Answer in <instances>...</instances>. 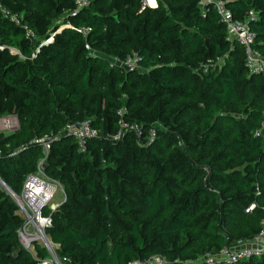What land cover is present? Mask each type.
<instances>
[{"label": "trees", "instance_id": "1", "mask_svg": "<svg viewBox=\"0 0 264 264\" xmlns=\"http://www.w3.org/2000/svg\"><path fill=\"white\" fill-rule=\"evenodd\" d=\"M224 1L237 19L256 13L249 27L264 57V0ZM0 4L32 33L0 13V117L18 120L16 130L0 132V179L19 193L45 157L44 173L64 192L55 209H43L62 264L156 256L197 264L259 231L264 137L255 131L264 121V74L247 70L213 9L200 0ZM132 53L130 71L123 62ZM81 121L97 132L84 151L65 129ZM43 134L51 141L45 156L30 144ZM21 225L0 185V264H37L19 244Z\"/></svg>", "mask_w": 264, "mask_h": 264}, {"label": "built area", "instance_id": "2", "mask_svg": "<svg viewBox=\"0 0 264 264\" xmlns=\"http://www.w3.org/2000/svg\"><path fill=\"white\" fill-rule=\"evenodd\" d=\"M153 5L149 4V0H143L144 5L153 7L155 6V0ZM76 7H81L87 3V0H73ZM201 9H213L217 14L218 20L223 23L226 29L227 37L230 40L237 42L243 49L245 67L250 73L264 74V57L261 53L253 47L254 33L249 27V23L257 18L255 12H250L247 17L243 19H237L233 16L230 9L226 6L224 0H200ZM0 13L8 18L15 25L21 26L25 29L26 35H32L30 31L26 29V25H22L20 17L16 14L9 13L0 4ZM88 28L80 27V31L85 34ZM85 48L89 49L88 44H85ZM11 52H15L14 49H10ZM138 57L135 53H132L123 62V67L127 70L137 69ZM18 128V120L16 116L9 115L7 117H0V132L11 133ZM264 128V121L262 128L255 131L256 135L262 133ZM65 129L69 131L71 136L76 140L78 148L81 151L85 150V142L87 139L95 137L97 132L89 125L88 121H81L77 123H71L66 125ZM119 136V133L116 137ZM150 140H153L154 133L149 132ZM30 144H36L41 148V152L47 154L51 147L50 135L43 134L42 136L31 139ZM44 160H39L34 172L26 175L24 178L21 190L19 193H13L12 199L17 206V212L22 219V225L18 229L17 235L21 243V247L31 253L33 239H43V248L47 252V256L44 258H37V264H62L60 257L56 253L57 245L51 243V241L45 235V229L50 225L49 216L43 214L45 207L50 210L55 209L57 206H51V199L56 192L60 183L58 180L47 176L44 173ZM254 207V204H250L245 211H250ZM35 228L37 232L34 237H30L29 232L26 229ZM23 230V231H21ZM21 231V232H20ZM21 236V237H20ZM35 249V248H34ZM264 257V222L261 224L259 231L249 240L238 242L236 245L223 246L219 249L217 254L210 256L205 255L198 259L197 264H236L250 258ZM164 261L156 256L145 262L138 264H163Z\"/></svg>", "mask_w": 264, "mask_h": 264}, {"label": "rangeland", "instance_id": "3", "mask_svg": "<svg viewBox=\"0 0 264 264\" xmlns=\"http://www.w3.org/2000/svg\"><path fill=\"white\" fill-rule=\"evenodd\" d=\"M152 3H153V0H152ZM152 3H151V5H152ZM5 117H7V116H9V115H4ZM3 117V116H2ZM4 134H7L6 132H3ZM262 136L264 137V128H263V130H262ZM44 156L46 155L45 153L43 154ZM45 159V157H42V158H40V160H44ZM39 162V160L36 162V165H37V163ZM13 192V191H12ZM13 193H15V192H13ZM10 198L12 199V197L10 196ZM63 199H64V192H63V189H62V187H61V185L60 186H58V188H57V190H56V192L54 193V195H53V197H52V199H51V202H50V204H51V206H56V205H58L59 203H61L62 201H63ZM13 200V199H12ZM14 201V200H13ZM27 231H30L29 232V235H30V237H34V236H32V235H35L36 234V232H37V229H35V228H28V229H26ZM21 231H23V230H21ZM20 231V232H21ZM21 237V236H20ZM18 241H19V238H18ZM19 244H20V246H21V243H20V241H19ZM40 245V246H43V242L40 240V239H33L32 240V247L30 248V251H31V255L33 256V257H36V250L34 249L35 248V245ZM56 253H57V251H56Z\"/></svg>", "mask_w": 264, "mask_h": 264}, {"label": "water", "instance_id": "4", "mask_svg": "<svg viewBox=\"0 0 264 264\" xmlns=\"http://www.w3.org/2000/svg\"><path fill=\"white\" fill-rule=\"evenodd\" d=\"M0 185L4 188V190L12 197L13 193L10 188L0 179ZM58 206V205H57Z\"/></svg>", "mask_w": 264, "mask_h": 264}, {"label": "bare ground", "instance_id": "5", "mask_svg": "<svg viewBox=\"0 0 264 264\" xmlns=\"http://www.w3.org/2000/svg\"><path fill=\"white\" fill-rule=\"evenodd\" d=\"M151 3H152V0H149V4H151ZM152 5H153V4H152ZM40 240H42V241H43V239H41V238H40Z\"/></svg>", "mask_w": 264, "mask_h": 264}, {"label": "crops", "instance_id": "6", "mask_svg": "<svg viewBox=\"0 0 264 264\" xmlns=\"http://www.w3.org/2000/svg\"><path fill=\"white\" fill-rule=\"evenodd\" d=\"M153 3H154V1H153ZM153 3H152V4H153ZM155 5H156V0H155Z\"/></svg>", "mask_w": 264, "mask_h": 264}]
</instances>
